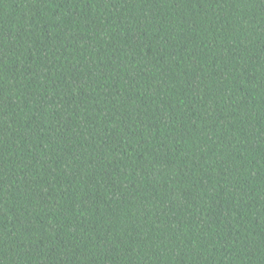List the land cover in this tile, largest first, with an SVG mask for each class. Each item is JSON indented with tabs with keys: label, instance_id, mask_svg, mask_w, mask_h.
<instances>
[{
	"label": "trees",
	"instance_id": "trees-1",
	"mask_svg": "<svg viewBox=\"0 0 264 264\" xmlns=\"http://www.w3.org/2000/svg\"><path fill=\"white\" fill-rule=\"evenodd\" d=\"M0 264H264V0H0Z\"/></svg>",
	"mask_w": 264,
	"mask_h": 264
}]
</instances>
